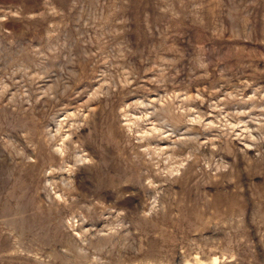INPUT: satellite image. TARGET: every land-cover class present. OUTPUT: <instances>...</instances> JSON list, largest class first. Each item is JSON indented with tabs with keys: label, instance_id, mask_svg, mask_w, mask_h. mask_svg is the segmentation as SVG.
Returning <instances> with one entry per match:
<instances>
[{
	"label": "rangeland",
	"instance_id": "rangeland-1",
	"mask_svg": "<svg viewBox=\"0 0 264 264\" xmlns=\"http://www.w3.org/2000/svg\"><path fill=\"white\" fill-rule=\"evenodd\" d=\"M0 264H264V0H0Z\"/></svg>",
	"mask_w": 264,
	"mask_h": 264
}]
</instances>
